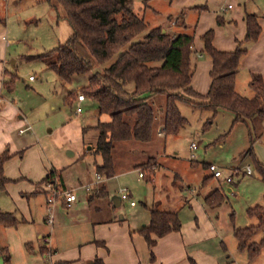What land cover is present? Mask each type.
I'll use <instances>...</instances> for the list:
<instances>
[{
    "label": "rangeland",
    "instance_id": "1",
    "mask_svg": "<svg viewBox=\"0 0 264 264\" xmlns=\"http://www.w3.org/2000/svg\"><path fill=\"white\" fill-rule=\"evenodd\" d=\"M133 1L136 8H141L138 11L148 23V29L137 41L142 40L153 27L183 21L169 8L171 0ZM0 17L4 19V26H0V38L4 37V42L1 39L0 42L5 47L2 65L15 78L13 90L10 93L3 91V97L6 96L13 106L27 115L23 118L28 117L31 127L22 136L18 135V128L10 132L13 142L27 149L22 158L17 155L8 160L4 176L9 179L22 175L42 178L54 168L57 182L65 189L62 192L71 190L79 202L76 208L80 209L77 212L74 207L69 210L59 198L52 206L55 226L51 227L43 222L47 214L43 207L44 195L38 191V194L30 195L32 183L19 180L0 189V211L13 214L19 222L16 227L0 226V264H55L56 257L64 259L68 253L76 254L91 233L89 225L83 224L88 214L82 208L90 195L85 185L95 182V167L101 164V156L93 152L96 132L88 130L83 133L82 130L93 126L97 120L107 121L108 116H99L96 103L87 98L83 104H77L82 110L79 115L74 114L75 98L71 108L63 103L71 92H76V96L79 94V86H87L89 75L74 76L69 84H64L44 62L31 59L64 44L72 35L57 0H0ZM186 27L188 31L192 29L190 22L186 23ZM129 89H132L131 85ZM237 93L247 98L253 96L241 80H238ZM149 101L156 113L153 140L148 144H119L116 154L120 157H117L116 163L123 165L119 168L122 170L113 178L102 177L99 184L106 186L110 198L119 197L122 189L132 196L136 207L121 203L113 209L117 219H124V226L145 224L149 221L153 201H161L178 212L181 224L192 220L204 236L213 234L206 245L220 259L229 255L236 264H264V247L254 261H249L246 251H236L233 236L234 228L243 229L258 224L257 218L248 217L247 209L264 206V182L254 162L264 163V121L262 133L251 144L249 128L245 124L237 122L232 126V113L219 110L213 117L210 111L195 110L190 104L179 103L178 108L187 121L186 125L174 136H158L162 128L163 114L160 109L164 98L154 96ZM13 120L17 121L18 116H14ZM192 143L197 147L194 151L189 149ZM69 152L74 155L70 156ZM148 159L157 168L156 171L155 167L147 170L154 174L153 184L140 179L138 173L142 170L135 169L141 163L150 162ZM207 164H214L220 169L222 177L219 180L206 173ZM246 166H250L251 175L242 174ZM175 174L181 178L180 181L178 176L173 181ZM229 175L232 184L225 182ZM50 180L38 184L39 192L48 188L49 195L60 193L61 189L49 185ZM184 185L189 189L180 192L179 188ZM228 187L231 192L227 191ZM215 189L225 194V200L209 212L206 209L207 217L197 205L181 204L190 193H199L203 197ZM110 208L105 207L103 213L111 212ZM262 237L263 234L258 233L249 243H258ZM43 238L48 239L47 248ZM53 244L56 252L51 255L48 248ZM39 246H42V253Z\"/></svg>",
    "mask_w": 264,
    "mask_h": 264
},
{
    "label": "trees",
    "instance_id": "2",
    "mask_svg": "<svg viewBox=\"0 0 264 264\" xmlns=\"http://www.w3.org/2000/svg\"><path fill=\"white\" fill-rule=\"evenodd\" d=\"M142 1L148 3L150 0ZM57 2L64 11V18L72 30V35L64 44L31 59L44 62L64 84H69L74 76L89 75L87 86L79 89L78 93L96 103L100 116H108V121L82 130L83 133L93 130L97 134L93 152L101 156V164L96 166L99 177L110 179L123 166L116 163L117 157H120L116 154L119 144H148L153 140L156 113L149 100L154 96L164 98L163 107L160 109L163 114L162 128L158 135L174 136L186 125L187 121L178 108L179 103L190 104L195 110L210 111L213 117L219 110L232 113V126L237 122L245 124L249 128L251 144L262 133V77L250 75L248 87L253 93L251 98L241 96L235 90L240 59L246 51L242 42L238 43L233 51L222 52L216 50L212 44V30L201 37L203 52L211 60L210 86L207 93L201 95L191 87L192 35H171L164 32L162 27H155L150 29L142 40L137 41L136 39L148 29V23L138 11L141 8H136L133 0ZM245 23L244 43L254 42L260 33L256 17L246 15ZM0 26H4V19L1 17ZM113 58L115 59L104 67ZM14 82L15 79H11L6 83L8 91L13 88ZM75 93L71 92L64 99L65 105L71 106L74 98L78 96ZM249 151L251 152V149ZM8 159L7 153L0 156V189H4L8 183L3 171L4 163ZM254 162L264 182V166L256 160ZM154 167V162L150 160L147 164H139L135 169H141L145 175L143 179L150 182L153 174L147 170ZM52 175L50 172L42 181H47ZM224 200L223 192L214 191L204 202L207 207L214 209ZM246 214L248 217L257 218L258 224L234 229L233 236L237 249L246 251L248 260L254 261L264 247V206L247 209ZM18 224L13 214L0 211V226L11 228ZM180 226L176 212L149 210L148 224L138 233L150 250L151 260V250L157 239L178 232ZM258 233L263 234L262 239L258 243H249ZM93 264L104 262L96 258Z\"/></svg>",
    "mask_w": 264,
    "mask_h": 264
},
{
    "label": "crops",
    "instance_id": "3",
    "mask_svg": "<svg viewBox=\"0 0 264 264\" xmlns=\"http://www.w3.org/2000/svg\"><path fill=\"white\" fill-rule=\"evenodd\" d=\"M169 4V8L172 9V13H174V15H178L180 18H183V21L181 23L175 22L174 24L172 22H168L165 25L156 27H162L164 32H167L171 35L179 33H187L192 35L193 53L191 55V66L193 72L191 77V87L195 92L204 95L207 93L210 86L209 72L211 69V60L203 52V44L201 41V37L209 30L213 31L212 44L218 51L231 52L236 48L238 43H243L242 46L246 51L240 59L239 70L235 81L236 91L238 80H241L242 82L244 81L246 86H248L251 74L260 75L264 83L263 0H171ZM229 5L231 8H227ZM246 15H254L260 27V33L254 42L244 43V38L246 35ZM187 22H190L192 25V29L189 31L186 27ZM179 24L180 27H178ZM0 39L1 42H4L3 36H1ZM1 42L0 94L2 99L0 101V156L3 153H7L9 159L17 155L22 158V154L27 148L25 149L24 146L22 147L16 145L10 138V132H14L16 128H18V135L22 136L26 132L30 131L31 127L28 123V117L23 118V116L25 117L27 115H25L20 109L13 106V104L7 100L6 96L3 97V91L10 93L13 90L12 88L10 91H8L6 88V83L15 78L13 75H9L2 65L5 47L4 44H1ZM79 88L81 89L83 87L79 86ZM85 100L86 98H84L83 101H78L77 97L75 98L73 104L74 114H76L75 109L79 108L78 105L83 104ZM14 116H18L17 121L13 120ZM99 122L101 121L97 120V123ZM96 124L91 127H94ZM69 155L73 156L74 153L69 152ZM8 160L4 163L3 171L4 168L6 169V163ZM259 163L264 166L263 162ZM121 170L122 169H118L117 174H119ZM156 170L157 168L155 167V171ZM205 171L208 174L207 170ZM51 172L53 175L50 177L51 180L49 181V185H55L61 189V191L65 190L63 185L57 182V174L55 176L56 171L54 168L51 169ZM97 176L98 175L95 172V182L87 183L85 185L86 188H89V190H86V192H89L90 195H88L86 200L87 202L82 208V211L87 212L88 214L87 218L84 219L83 224L84 226L89 225L91 233L89 234V237L86 238V241H84L85 243L80 245V249L76 254L73 252L68 253V256L64 259L61 258L62 256L56 257L55 264H93V260L96 258L102 260L104 264H192V262L194 264H236V262L232 260L229 255L225 256V259H220L219 256L211 252L209 247L206 245V241L210 240L213 234L204 236L201 231L196 228V224H194L192 220L183 224L180 223L181 226L178 232L170 233L160 239H157L156 245L151 250L153 255V260H151L150 250L148 249L144 239L138 233V231L145 227L148 222L138 225H122L124 219H117L115 216L113 209L116 207H114L111 202L109 191L105 185H99L102 181V177L97 180ZM175 176L178 175L175 174L173 179ZM40 178V176L32 177V175H29L28 177L22 175L18 178L16 177V179L6 178L8 183H6L5 187L12 182L27 180L29 183L33 184L30 195L34 196L38 193L44 195L45 202L43 203V207L47 212V198L49 197V190L46 188L44 192H42V190L39 192L38 184L46 177L43 176L41 179ZM178 178L180 181L181 178L179 176ZM148 183L153 184V177ZM179 189V191L182 192L181 190L189 189V187L184 185ZM37 191L38 193H36ZM214 191H219V189H215ZM227 191L231 192L232 189L228 187ZM211 193L203 197H201L199 193H190L187 198L183 199L184 201L181 204L183 206L197 205V207L200 208L207 217L206 209H208V212L212 209L205 205L204 200ZM23 196H25V194H23ZM78 204L79 202L76 198V201L68 209L70 210L74 207L75 212L80 211V209L76 208ZM105 207H112L110 208L112 211L109 213L107 212V214H105V212L103 213ZM129 207L134 208L136 205ZM150 209H156L163 212H176L178 214L175 209L167 206L166 204L163 205L161 201H153ZM52 213L53 223L50 225L51 227L55 226V215L53 209ZM57 217L58 214H56V218ZM46 218L47 214L45 217H43V222H46ZM22 222H26V219H22ZM38 237L40 238V235ZM41 247L42 246H39L40 253H42ZM50 250L51 255L55 254L56 249L54 244ZM223 251H226L225 247H223ZM236 251L243 252L237 249V243Z\"/></svg>",
    "mask_w": 264,
    "mask_h": 264
},
{
    "label": "built area",
    "instance_id": "4",
    "mask_svg": "<svg viewBox=\"0 0 264 264\" xmlns=\"http://www.w3.org/2000/svg\"><path fill=\"white\" fill-rule=\"evenodd\" d=\"M6 1V0H3ZM227 8H231V6H227ZM30 79H33L32 77H30ZM1 94H0V101H1ZM77 100L78 101H83L84 97L81 94H78L77 96ZM82 112V110L80 108H76L75 109V113L76 114H80ZM21 133V132H20ZM189 149L194 151L197 149L195 144H191L189 146ZM155 170V169H154ZM206 170L208 172V174L213 178V179H217L219 180L222 177L221 171L220 169L214 165V164H207L206 166ZM242 174L244 175H251V168L250 166H246L245 169L242 171ZM237 175V174H236ZM144 173L143 172H139L138 173V177L140 179L144 178ZM100 177L97 176V180H99ZM225 182L226 183H231L232 182V178L231 175L227 176L225 178ZM86 190H89V188H86ZM59 198H61V202L62 204L66 207V208H70L71 205L76 201V196L73 194L72 191H61L60 193H53L51 195H49V197L47 198V218H46V222L48 225H52L53 223V213H52V206L54 205V203L59 200ZM120 203H125L129 206H134L135 203L133 202V200H131V195L129 194V192L126 189H122L120 191ZM43 243L46 247V244H48V239L47 238H43ZM47 248V247H46ZM50 249V248H48ZM48 254H50L49 252H46ZM50 256V255H49ZM44 264H51L49 262H45Z\"/></svg>",
    "mask_w": 264,
    "mask_h": 264
},
{
    "label": "water",
    "instance_id": "5",
    "mask_svg": "<svg viewBox=\"0 0 264 264\" xmlns=\"http://www.w3.org/2000/svg\"><path fill=\"white\" fill-rule=\"evenodd\" d=\"M111 202L114 207H118L120 205V198L119 197H112Z\"/></svg>",
    "mask_w": 264,
    "mask_h": 264
}]
</instances>
